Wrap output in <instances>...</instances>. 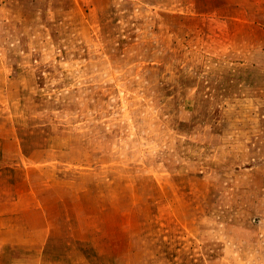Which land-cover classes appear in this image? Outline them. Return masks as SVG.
<instances>
[{
	"label": "rangeland",
	"instance_id": "obj_1",
	"mask_svg": "<svg viewBox=\"0 0 264 264\" xmlns=\"http://www.w3.org/2000/svg\"><path fill=\"white\" fill-rule=\"evenodd\" d=\"M0 264H264V0H0Z\"/></svg>",
	"mask_w": 264,
	"mask_h": 264
}]
</instances>
